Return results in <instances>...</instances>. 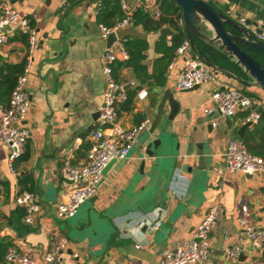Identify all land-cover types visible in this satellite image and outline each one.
Here are the masks:
<instances>
[{"label": "crops", "instance_id": "crops-1", "mask_svg": "<svg viewBox=\"0 0 264 264\" xmlns=\"http://www.w3.org/2000/svg\"><path fill=\"white\" fill-rule=\"evenodd\" d=\"M9 1L21 16L31 19L39 42L27 81L31 105L22 122L31 129L32 137L16 162L17 176L9 170V148L0 140V264H21L6 259L10 247L29 255L34 264H42L59 236L68 238L66 264H158L161 253L174 249L177 240L194 237L214 203L223 206L224 216L210 234L213 253L206 264H264V248L255 249L246 237L240 256L224 253L227 246L243 235L237 221L243 204L251 209V221L257 226L264 225V173L249 177L225 168L226 146L233 138L242 140L238 130L247 122L246 111L239 110L233 117H226L211 96L214 89L233 85L264 100V88L244 84L214 68L216 81L191 90H178L176 77L183 61L176 58V52L173 68H167L164 86L139 87L132 70L124 69L121 82L125 87L131 86L125 89L127 98L117 104L118 121L129 129L148 119L149 126L129 157L116 160L104 174L95 195L82 204L81 215L75 220L60 217L57 206L72 187L62 179L66 154L71 149L73 165L87 162L89 131L97 123L96 112L106 87L103 57L108 45L97 20L101 2ZM126 1L131 6L136 2ZM209 2L233 19L251 20L252 31L264 26V0ZM156 3L157 0H143L142 6L153 15ZM136 28L145 32L142 27ZM165 28L172 30L166 34L171 44L174 30ZM146 34L149 48L145 63L152 73L155 59L162 55L156 50L161 32ZM27 50L26 37L11 36L8 43L0 45V67L25 62ZM142 89L148 91L144 99L138 96ZM167 90L180 103V109L170 120L171 105L169 100L165 101L161 120L152 133L155 139L161 138V146H153L154 154L149 156L144 144L151 136L149 129ZM192 97L202 100L198 105L192 104ZM8 100L0 104L6 105ZM258 122L252 123L245 133ZM210 125L212 129L208 130ZM198 143H203L206 153L202 164L197 160ZM142 161L145 163L141 169ZM179 172L186 177H178ZM25 190L35 192L40 200L41 210L33 223L25 220L24 208L14 202ZM149 212L161 213L160 227L146 219L140 226L135 224ZM75 252L78 257H73Z\"/></svg>", "mask_w": 264, "mask_h": 264}, {"label": "built area", "instance_id": "built-area-1", "mask_svg": "<svg viewBox=\"0 0 264 264\" xmlns=\"http://www.w3.org/2000/svg\"><path fill=\"white\" fill-rule=\"evenodd\" d=\"M65 1L62 0V2ZM142 3L143 0H136L134 6H131L126 0H121V7L125 12L123 18L112 26L99 23V30L103 39L108 40L111 36H115L111 45L106 48L103 57L106 87L103 93V101L98 106L97 123L89 131L91 143L87 162L82 165H73L70 161L71 149L66 154L62 168V179L65 183L72 181L70 183L72 187L68 191L66 199L57 206L60 217H73L80 206L95 195L104 177L103 171L107 164L112 160L128 158L133 146L138 142L140 134L149 126L150 121L148 119L129 129L124 128L119 123L117 104L120 100L126 99L127 95L124 83L115 79L112 66L115 60L128 58V51L124 47V38L118 37L117 33L124 28H136L133 13L142 6ZM152 12L155 18H160L162 14L160 0H157ZM177 21L184 26L183 15ZM241 22L244 23L245 19H242ZM5 28L8 29L3 31L2 29ZM253 33L258 39L264 41V26L260 29H254ZM15 34L26 36L28 50L23 72L19 75L7 104H0V140L9 148V170L14 176H17L16 162L21 157L28 140L32 137L31 129L22 122L26 119L31 105L27 81L31 72V64L34 61L33 53L39 39L37 29L31 19L21 16L9 0H0V45L8 43L10 37ZM177 57L183 61L176 77L178 90H191L196 86L217 80L214 67L196 52L187 36L176 50ZM173 66L174 61L172 60L168 68H173ZM147 95L146 89H142L138 94L140 99H144ZM211 96L226 117H233L239 110H245L246 121L256 123L264 113V100L250 96L243 89L233 85L216 88L212 91ZM224 155L225 168L228 171L241 172L245 175L264 173V156L250 152L239 138H233L228 142ZM178 177L185 178L186 175L179 172ZM1 197L0 188V199ZM14 202L15 205L24 208V217L28 223L35 222L36 215L41 210L40 200L35 192L25 190L17 195ZM251 215L249 205L243 204L241 214L237 218L243 235L239 236L234 244L224 249L227 256H240L245 237L249 239L255 249L264 248V225H255L251 221ZM223 216V206L220 203L212 204L198 225L194 237L177 240L174 249H166L161 253L158 264H206L213 253L210 234ZM145 219L153 222L156 227L162 225L161 213L155 212L142 215L135 221V224L140 226L145 223ZM67 246V237H57L52 249L44 255L42 264H66L64 253ZM78 255L77 252L73 253V257H78ZM6 259L18 261L21 264H34L33 258L19 253L15 247L8 249Z\"/></svg>", "mask_w": 264, "mask_h": 264}, {"label": "trees", "instance_id": "trees-1", "mask_svg": "<svg viewBox=\"0 0 264 264\" xmlns=\"http://www.w3.org/2000/svg\"><path fill=\"white\" fill-rule=\"evenodd\" d=\"M100 2L101 8L97 15L99 23L112 26L125 15L121 7V0H100ZM160 8L162 12L160 18H155L144 6L138 7L133 13L135 27H142L147 33L161 32L160 38L156 43V50L161 52L162 55L155 59L152 73H149L148 65L145 63L149 41L147 39L126 36L124 37V47L128 51V58L126 60L117 59L112 64L113 75L117 81H122L123 70L129 68L139 82V87L143 84L150 86H164L166 84L168 65L172 61L178 46L186 37V30L177 21L182 16V9L174 0H160ZM165 26H169L174 30L171 44L168 43V36L162 33V29ZM25 37L23 36V38ZM194 39L198 49L208 59L221 67L235 72L239 76L247 77L241 67L223 53L204 44L197 37H194ZM242 47L264 66V51L249 45H242ZM24 66L25 62L7 64L5 68L0 67V102L9 99L19 75L23 72ZM127 92L129 96L132 93L130 90ZM242 141L250 152L264 156V113L253 129L245 133Z\"/></svg>", "mask_w": 264, "mask_h": 264}, {"label": "water", "instance_id": "water-1", "mask_svg": "<svg viewBox=\"0 0 264 264\" xmlns=\"http://www.w3.org/2000/svg\"><path fill=\"white\" fill-rule=\"evenodd\" d=\"M177 5L182 9V15L184 19V26L186 35L191 41L194 49L200 54L206 62L214 68L221 71H225L236 77L244 84H256L264 88V66L257 61L252 55H250L242 45H249L254 48L264 51V41L258 39L253 31L250 29L251 20H247L244 23L231 18L225 12L218 7L212 5L206 0H174ZM8 28L2 29L6 31ZM164 34H171L172 30L169 28H163ZM117 36L124 38L126 36L137 37L141 39H147L146 32L140 31L137 28L128 27L120 30ZM194 37L200 39L204 44L216 49L223 53L229 59L238 64L243 72L246 74V78L237 75L235 72L221 67L208 59L206 55L198 49ZM115 36H111L107 40V45L110 46ZM131 84H128L125 89L129 88ZM169 100L171 105V113L169 119L172 120L177 115L180 109V103L173 98L171 90H167V95L162 104L157 110V115L153 120L149 129L148 141L144 144L146 147L145 153L149 156L154 154L152 147L158 148L161 146V138H154L152 133L155 132L164 110L165 101ZM99 115V112H96ZM228 123L231 119L228 118ZM252 125L251 121L244 123L238 130L241 137L244 136L245 131ZM213 125L208 126V130L212 129ZM208 143H212L211 139H208ZM206 159V153L203 149V143H198L197 160L202 164ZM116 160L110 161L104 169V174L113 166ZM145 161L141 162V169L144 167ZM251 176V175H247ZM72 183V181H67ZM128 229H126L127 231Z\"/></svg>", "mask_w": 264, "mask_h": 264}, {"label": "rangeland", "instance_id": "rangeland-1", "mask_svg": "<svg viewBox=\"0 0 264 264\" xmlns=\"http://www.w3.org/2000/svg\"><path fill=\"white\" fill-rule=\"evenodd\" d=\"M191 99H192V100H191L192 104L194 103V104H196V105H198V104L200 103V101L202 100V99H200L199 97H192ZM144 131H145V130H144ZM144 131H142V133L140 134L139 139L142 137ZM232 134H233L234 136H236V133H233V132H232ZM139 139H138V140H139ZM87 201H89V200H87ZM87 201H86V202H87ZM86 202H85V203H86ZM83 204H84V203H83ZM82 206H83V205H81L80 208L77 210L76 214H75L73 217L70 218L71 220H73V219L75 220V219H77V217H78L79 215H81V213H82Z\"/></svg>", "mask_w": 264, "mask_h": 264}]
</instances>
